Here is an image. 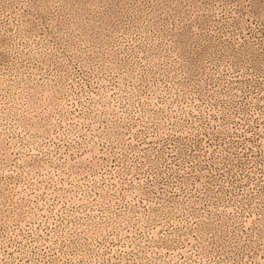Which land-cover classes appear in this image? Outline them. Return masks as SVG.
Here are the masks:
<instances>
[{
  "label": "rangeland",
  "instance_id": "374dc122",
  "mask_svg": "<svg viewBox=\"0 0 264 264\" xmlns=\"http://www.w3.org/2000/svg\"><path fill=\"white\" fill-rule=\"evenodd\" d=\"M0 264H264V0H0Z\"/></svg>",
  "mask_w": 264,
  "mask_h": 264
}]
</instances>
